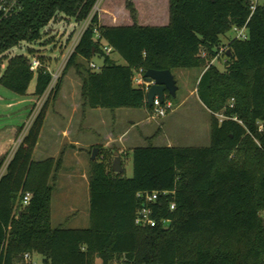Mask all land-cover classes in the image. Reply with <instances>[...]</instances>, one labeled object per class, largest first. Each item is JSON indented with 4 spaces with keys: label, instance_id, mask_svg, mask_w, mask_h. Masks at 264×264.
Instances as JSON below:
<instances>
[{
    "label": "trees",
    "instance_id": "trees-1",
    "mask_svg": "<svg viewBox=\"0 0 264 264\" xmlns=\"http://www.w3.org/2000/svg\"><path fill=\"white\" fill-rule=\"evenodd\" d=\"M97 1L21 0L19 13L0 19V86L23 97L35 77L32 96H43L50 75L43 68L33 74L28 58L9 52L37 42L63 19L87 22L64 68L77 58L102 61L98 72L82 67L78 74L81 109L149 110L143 89L132 84L135 71L201 69L221 37L245 27L246 40L226 45L224 70L208 66L198 79L197 99L210 114L209 146L135 148L130 179L111 172V153L95 158L88 169V228H52L60 162L36 163L32 155L56 83L11 158L0 157V264H18L24 254L40 257V264H264V6L251 13L250 0H168V24L142 27L132 0H124L132 25L106 27L92 14ZM138 192L174 193L158 198L152 228L134 226ZM26 193L31 198L22 207Z\"/></svg>",
    "mask_w": 264,
    "mask_h": 264
},
{
    "label": "rangeland",
    "instance_id": "rangeland-1",
    "mask_svg": "<svg viewBox=\"0 0 264 264\" xmlns=\"http://www.w3.org/2000/svg\"><path fill=\"white\" fill-rule=\"evenodd\" d=\"M167 1L168 0H132V4L136 11L137 17L141 23L148 24L149 26L157 25L159 27L164 26L167 18ZM257 6H264V0H255ZM124 0H98L92 14L98 16L99 24L102 26H108L110 24L125 25L128 24L126 19V12L124 16ZM137 19V18H136ZM137 22V20H136ZM87 22L83 24H76L73 20L63 19L55 24H50L41 32V38L32 44H21L19 48L13 49L9 52L8 56L22 55L28 59L31 57L28 55L27 50H32L36 56H42L44 59V66L48 71L57 77L56 83H59V90L62 88V92L80 93L81 79L78 74L82 72V67L89 69V63L91 62L95 66L100 67L102 61L97 57L92 58L90 62H84L82 59L77 58L74 64L69 67L65 72L64 68L72 53L74 46L76 45L81 33L86 27ZM234 38L232 31L220 38V45L215 50V55L212 59L205 62L204 67L201 69H181L174 70L172 72L175 84L177 87L175 98L170 100L172 105L171 112L167 113L164 118H158L151 120V112L148 109L140 110H125L120 109L118 111L101 110L98 119H93L91 125L94 128L95 133L102 135L107 129H118L119 131H125L129 127V122L144 124L149 120V125L142 127L141 124L135 127L129 132L128 136L139 134L141 132L142 139L138 138L137 144H134L136 148H143L147 146L161 148L171 141L174 147L178 148H204L208 147L210 143V114L196 99V86L198 79L202 72L208 66H214L216 70L221 73L224 70L225 58L223 53L226 52L227 43ZM111 59L118 64H124L123 60L117 55L113 54ZM1 68L4 69L6 61H3ZM35 86V77L31 81L28 89V93H33ZM1 87V86H0ZM5 94L6 99L24 100L26 96H18L10 91L1 87L0 89ZM46 95V93L44 94ZM34 97L35 103L30 109V121L34 119L37 112L42 107L45 98ZM61 97V95H60ZM58 98V100L60 99ZM78 101V96L75 97ZM57 100V101H58ZM52 101L48 104L49 114L52 109L58 108L59 105L52 104ZM217 119L221 121V118L217 116ZM28 121V123L30 122ZM143 122V123H142ZM6 126L8 122H5ZM4 124V122L2 123ZM103 124V126H102ZM95 133L92 137L97 138ZM148 138L149 140H143ZM41 142L39 147L42 148ZM39 147L32 155L33 162H39L44 160L41 156ZM12 152L9 153V156ZM8 156V157H9ZM8 159V158H7ZM95 160V159H94ZM112 162V160H111ZM122 172L121 178L130 179L132 177V162L131 159L121 160ZM67 167H73L72 163L66 164ZM4 168H1L0 174ZM79 170V169H78ZM64 182H61L60 188L55 192L52 206V216L50 218L52 228L62 229H86L88 228V217H85V213L88 212V192L86 191L83 183L76 179V186L71 194H66ZM260 218L264 226V211L260 213ZM33 261L36 264H40V257L34 255Z\"/></svg>",
    "mask_w": 264,
    "mask_h": 264
},
{
    "label": "crops",
    "instance_id": "crops-1",
    "mask_svg": "<svg viewBox=\"0 0 264 264\" xmlns=\"http://www.w3.org/2000/svg\"><path fill=\"white\" fill-rule=\"evenodd\" d=\"M125 12L126 11L124 9V16ZM125 17L128 19V24L126 23L125 25L119 26L132 25L127 12ZM138 19L139 17L136 19L138 26L159 27L157 25L149 26V22L145 25V23H141ZM164 24V26L168 24V18ZM106 27H118V25L110 24ZM115 63L117 65H124L118 64L117 61ZM4 95L5 94H3L0 90V157L4 155L9 156V153L12 152L10 156L7 157L10 159L32 122L30 121L29 114L30 109L35 103V99L32 97V93L28 92L26 97H24V100H16L13 98L6 99ZM77 96L78 101L75 100L77 99L75 98ZM59 97L60 99L58 100ZM52 104H57L59 106L54 110L52 109L50 114L49 109L46 111L39 139L33 151L34 154L42 142L43 146L42 148L39 147V149L42 154L41 156L45 159L39 162L47 160L60 162L59 170L55 174V178L52 182L53 192L51 202L55 192L59 190L61 182H64L66 194L72 193L76 186V179H79L83 183L86 191L88 192V169L89 162L92 161L91 155L93 150H96L95 158H97L98 162L103 161L104 158L107 157L108 153H111L112 156L116 153L120 156V160H127L129 158L131 159V151L136 148L134 147V144H137L139 141L137 137L140 139L143 138L141 132L137 135L134 134L128 136L130 131L141 124V122L134 123L133 121L129 122V127L125 131H119L116 128L111 130L107 129L102 135L95 133L94 128L91 125V121L99 118L101 109L82 110L80 93L77 94L76 92H67V90L62 92L61 88L54 101H52ZM28 121L30 122L28 123ZM3 122L4 124H2ZM5 122H8L7 126ZM143 122L145 123L141 124L142 127L149 125V120ZM19 128L21 131L17 133ZM94 133L98 139L92 137V134ZM143 140L149 139L144 138ZM164 147L174 146L171 141L168 140ZM69 163H72L74 168L67 167L66 164ZM3 172L4 170L1 174H3ZM50 213V216H52L51 205ZM85 217H88V212L85 213Z\"/></svg>",
    "mask_w": 264,
    "mask_h": 264
},
{
    "label": "built area",
    "instance_id": "built-area-1",
    "mask_svg": "<svg viewBox=\"0 0 264 264\" xmlns=\"http://www.w3.org/2000/svg\"><path fill=\"white\" fill-rule=\"evenodd\" d=\"M255 7H256L255 0H250L249 10L251 13L254 11ZM20 10H21V0H0V19H6L8 17H12L16 15L17 13H19ZM231 31L234 33L233 39L241 40V41L246 40L245 27H242V28L233 27ZM102 51L104 52L105 55H110L112 52V49L107 46H103ZM201 57L204 58V54H202ZM28 66H29L30 72H32L33 74H36L39 69L43 68L45 72H47L50 75L51 82H50V85L47 91L45 92L46 95H44V98L46 99L50 91L53 89L52 86L56 82L57 77L55 75H52L45 66H42L37 57H31L28 61ZM89 68L92 72H98L100 67L95 66L94 64L90 62ZM143 75L144 74L142 70L135 71L132 76V84L135 87H141L144 93L146 94L148 91L149 85L145 83ZM171 110H172V105L170 101L165 100V97H164L163 102H160L159 100L155 98L151 106L149 107V111L152 114V116H150V119L155 120L158 118H164L167 113L171 112ZM218 117L222 119L221 116H218ZM237 123L241 124L240 122H237ZM261 131H262V126L259 125L258 132H261ZM173 194H174L173 192H138L136 193L135 198L139 201L141 206L136 211L135 218H134V226L139 227V228L154 227L156 223H155V220L152 218V214H153V208L156 205L158 198L164 197V196H173ZM30 198H31V195L29 193L24 194L22 197L21 206L22 207L28 206ZM173 210H174V204L171 203L169 205V211L172 212ZM168 223L169 221H163V224H168ZM18 264H36V263L33 261V255L24 254L21 258L20 263Z\"/></svg>",
    "mask_w": 264,
    "mask_h": 264
},
{
    "label": "water",
    "instance_id": "water-1",
    "mask_svg": "<svg viewBox=\"0 0 264 264\" xmlns=\"http://www.w3.org/2000/svg\"><path fill=\"white\" fill-rule=\"evenodd\" d=\"M145 83L149 85L148 91L145 94V104L150 107L153 100L156 98L163 102L167 94L171 98H175L177 90L175 80L169 71H153L148 70L143 75ZM96 150H93L91 160L95 159ZM113 162L111 165V172L113 174H121L123 172L121 167V160L118 154L113 155Z\"/></svg>",
    "mask_w": 264,
    "mask_h": 264
}]
</instances>
